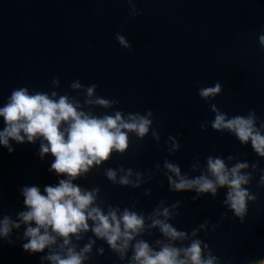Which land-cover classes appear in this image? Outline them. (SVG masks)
<instances>
[{
	"label": "water",
	"instance_id": "95a60500",
	"mask_svg": "<svg viewBox=\"0 0 264 264\" xmlns=\"http://www.w3.org/2000/svg\"><path fill=\"white\" fill-rule=\"evenodd\" d=\"M136 7L143 14L133 18L126 0H0V106L17 87L48 91L54 76L61 81V93L75 95L69 85L79 79L85 85L98 84V94L118 99L125 112L151 109L161 134L159 145L151 135L139 142L133 136L130 151L114 155L104 168L148 170L167 158L197 175L191 173L193 157L203 163L209 155L234 154L264 169V158L250 144L243 146L231 134L211 127L201 130V121L214 114L198 95L200 86L219 81L223 93L212 103L230 116L255 110L264 120V50L258 42L264 31V0H137ZM117 33L129 40L131 50L119 45ZM169 135L181 144L174 156L164 144ZM11 143L13 153L0 145V205L4 214L14 216L25 209L23 186H39L43 192L45 185L64 177L49 171L54 157L41 160L37 155L39 141ZM258 180L250 189L258 200L249 203L243 223L223 207L224 189L216 198L208 195L192 202L195 193L169 192L163 175L131 189L112 184L103 168L76 183L100 187L101 196L113 205L125 207L138 200L137 209L143 212L161 199L184 200L173 223L189 232L206 218L216 222L228 212V220L215 232H201V238L223 264H249L264 259V188L257 187ZM146 188H153L150 199L143 195ZM23 231L14 232L15 244L0 242V264H41L46 253L25 252L17 239ZM97 244H103L106 253L91 264H121L103 241Z\"/></svg>",
	"mask_w": 264,
	"mask_h": 264
},
{
	"label": "clouds",
	"instance_id": "9594fccd",
	"mask_svg": "<svg viewBox=\"0 0 264 264\" xmlns=\"http://www.w3.org/2000/svg\"><path fill=\"white\" fill-rule=\"evenodd\" d=\"M133 18L143 14L136 7L137 0H126ZM115 39L119 45L131 50L132 44L122 34ZM260 48L264 50V31L259 35ZM61 81L52 77L48 91L32 90L28 86L14 88L6 103L0 106V145L13 153L16 144L39 141L37 155L41 160L51 155L54 160L49 171L57 177L55 185L23 186L20 189L25 209L14 214H4L0 205V242L15 244L12 237L23 227L22 248L31 254L41 255V264H91L95 256H104L106 249L121 264H223L220 257L201 238L215 232L229 219L222 212L219 220L206 218L190 232L177 228L173 221L180 215L185 201L169 202L161 199L150 212L137 209L139 201L129 206L113 205L101 196L100 187H85L76 181L87 179L96 169L114 185L140 189L159 175L166 177L168 191L172 193H195L192 202L205 196L216 198L225 190L222 205L243 223L248 214L249 203H256L258 195L250 189L259 177L257 187L264 188V169L258 162L241 160L238 155H209L203 163L199 156L193 157L191 175L179 164L165 158L157 161L154 169L104 168L114 155L124 156L130 151L133 136L137 142L151 135L159 145L160 131L154 127L155 116L151 109L145 112H125L116 98L99 95L98 84L85 85L79 79L69 88L75 95L61 93ZM223 93V85H202L198 95L208 102L213 119L201 121L200 128L211 127L216 132L234 136L241 145H251L260 158H264V120L255 110L247 114L229 115L212 103ZM97 109H103L98 113ZM169 155L181 149L180 140L169 135L164 141ZM138 153H133V156ZM163 185L161 184V187ZM153 188H146L143 195L151 198ZM2 201V195H0ZM91 233V235H89ZM159 236L151 241L145 236ZM81 246V242L85 241ZM249 264H264V259L250 260Z\"/></svg>",
	"mask_w": 264,
	"mask_h": 264
}]
</instances>
